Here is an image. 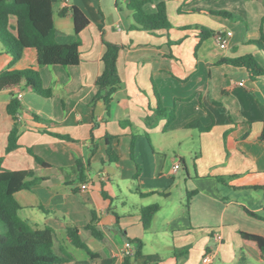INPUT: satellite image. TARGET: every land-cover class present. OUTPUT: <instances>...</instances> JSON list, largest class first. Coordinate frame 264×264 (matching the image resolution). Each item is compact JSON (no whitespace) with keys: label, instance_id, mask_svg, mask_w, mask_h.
<instances>
[{"label":"crops","instance_id":"obj_1","mask_svg":"<svg viewBox=\"0 0 264 264\" xmlns=\"http://www.w3.org/2000/svg\"><path fill=\"white\" fill-rule=\"evenodd\" d=\"M160 1L171 27L150 33L132 29L129 0H51L56 41H78L79 62L39 69L49 97L23 87L0 91V171H32L28 180L34 182L14 194L18 215L33 228L50 227L53 250L73 257L68 264H123L126 243L127 264H264L240 235L264 237V140L258 137L264 75L253 78L222 62L251 54L264 69V53L250 43L264 36V0H149L143 10L155 12ZM72 6L89 21L78 34ZM201 27L214 34L201 38ZM226 32L231 35L220 48L216 36ZM103 41L119 46L121 85L108 106L92 102ZM9 62L0 52V71L35 66L36 51L26 48ZM155 94L163 107L175 109L167 126L165 118L153 127L144 121L157 104ZM11 96L22 110L17 146L6 153ZM194 122L205 130L189 125ZM106 136H113L114 163L107 161ZM176 161L180 168L173 173ZM152 204L159 209L144 229L139 210ZM69 226L79 228L95 257L68 241ZM135 238L142 254L134 259Z\"/></svg>","mask_w":264,"mask_h":264},{"label":"trees","instance_id":"obj_2","mask_svg":"<svg viewBox=\"0 0 264 264\" xmlns=\"http://www.w3.org/2000/svg\"><path fill=\"white\" fill-rule=\"evenodd\" d=\"M148 1L129 0L127 3V9L135 22L132 29L150 33L159 29H169L171 25L165 3L163 1L158 2L155 12L147 13L143 10V5ZM64 12L61 10L60 14H64ZM70 12L74 21V32L78 34L89 23L88 18L76 6H72ZM208 13L232 18L229 13L224 11H208ZM11 18L15 19V25L10 23ZM211 34H214L212 30L200 28L201 38ZM250 43L264 53V36L262 34ZM103 44L105 46L101 56L103 68L95 80L97 90L92 102L102 100L108 106L113 94L121 85L116 64L119 46L106 41H103ZM0 45V52L10 56V65L21 57L26 48H33L37 57L35 66L21 70L0 71V91H12L15 88L23 87L42 97H49L52 91L50 88L42 86L39 69L48 65L73 66L79 62L78 41L67 44H60L56 41L51 0H0ZM222 62L244 68L253 78L264 75V69L251 54L225 59ZM155 96L157 104L144 121L148 127H153L159 119L165 118L167 126L175 118V109L163 107L157 94ZM21 110L22 106L18 98L11 96L6 105V112L11 117L13 124L7 136L6 153L17 146L19 135L17 115ZM33 117L37 119L36 116ZM189 125L205 130L198 122ZM55 136L61 139H69L68 136L60 134H55ZM258 137L264 140V130ZM112 138L113 136L105 137L106 156L108 162L114 163L118 160V155L108 142ZM34 158L39 164L46 165L38 156L34 155ZM78 171L80 179H83V167L79 163ZM32 174L31 170L0 171V264H68L73 257L67 252L56 253L53 250V230L50 227L33 228L18 215L19 204L14 194L21 189L28 188L34 182V180H28ZM158 209L156 204L140 208L139 216L144 229L149 227L151 219ZM86 228L93 236L101 237L93 225L88 224ZM79 232V228L75 226L67 227L68 241L75 247L85 250L91 258L95 257L94 253L87 248L80 238ZM240 235L244 242L250 243L264 258L263 236L247 232H240ZM130 241L135 244L133 255L135 259L142 254V241L138 238ZM122 263H128V255L124 256ZM143 264L150 263L144 262Z\"/></svg>","mask_w":264,"mask_h":264},{"label":"built area","instance_id":"obj_3","mask_svg":"<svg viewBox=\"0 0 264 264\" xmlns=\"http://www.w3.org/2000/svg\"><path fill=\"white\" fill-rule=\"evenodd\" d=\"M231 35L230 32H226L225 34L223 33H220L216 36V41L218 43V46L220 48H226V45H227V38ZM239 85H242V82H239ZM21 95L18 94L17 97H20ZM180 168V162L179 161H176L173 163L172 167H171V172L175 173L178 169ZM86 185L83 184L81 185L82 188H84ZM125 247H126V250H125V254H129V248H130V244L129 243H126L125 244ZM210 254H205L202 258V262L204 263H207L210 261Z\"/></svg>","mask_w":264,"mask_h":264}]
</instances>
